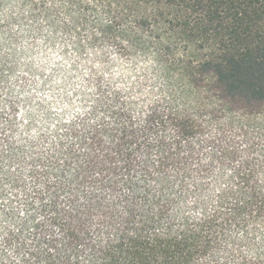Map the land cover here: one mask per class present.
Returning <instances> with one entry per match:
<instances>
[{"label":"clouds","instance_id":"clouds-1","mask_svg":"<svg viewBox=\"0 0 264 264\" xmlns=\"http://www.w3.org/2000/svg\"><path fill=\"white\" fill-rule=\"evenodd\" d=\"M154 12L0 0V264H264V106L193 88L213 49Z\"/></svg>","mask_w":264,"mask_h":264},{"label":"trees","instance_id":"trees-1","mask_svg":"<svg viewBox=\"0 0 264 264\" xmlns=\"http://www.w3.org/2000/svg\"><path fill=\"white\" fill-rule=\"evenodd\" d=\"M140 0H134L139 3ZM145 10L155 8L151 21H137L142 28L156 24L189 42L199 41L212 52L200 57L196 69L184 66L188 83L204 89L229 111L264 106V2L262 0H142ZM159 39V37H157ZM133 254H150L142 241H132ZM170 254L166 249H162ZM175 251H180L179 245Z\"/></svg>","mask_w":264,"mask_h":264}]
</instances>
